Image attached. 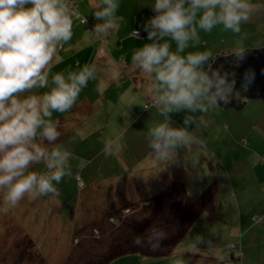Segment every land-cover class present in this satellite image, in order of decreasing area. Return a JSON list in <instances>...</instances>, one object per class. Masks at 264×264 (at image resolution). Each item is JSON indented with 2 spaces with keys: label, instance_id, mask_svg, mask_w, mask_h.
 <instances>
[{
  "label": "rangeland",
  "instance_id": "obj_1",
  "mask_svg": "<svg viewBox=\"0 0 264 264\" xmlns=\"http://www.w3.org/2000/svg\"><path fill=\"white\" fill-rule=\"evenodd\" d=\"M77 1L80 11L86 15V6L82 1ZM256 1L264 6V0ZM118 3L116 15L123 17L118 21L122 23L117 33L120 35L118 37L115 34L118 28L111 29L104 35L100 34V40L111 44L119 39L126 44L137 45L138 37L133 35V30L144 32L142 25L154 15L151 9L154 0H121ZM104 6L102 0L99 7L93 6L94 10H88L87 15H92L94 21V13ZM261 37L258 35L257 39ZM140 47L143 46L135 47L134 52ZM119 59L121 56L117 53L113 68L117 69ZM78 61V58L74 59L76 65ZM83 66L84 62L77 70L70 66L51 67L49 87L33 89L24 95H43L53 87L52 75L61 72L66 76L68 71L78 72ZM97 91L90 79L71 111L64 114L53 112L52 119L61 121L58 130L62 135L56 144L64 145L75 157L70 161L73 175L65 177L56 185L60 195L35 199L25 197L18 206L5 212L3 193H0V264H98L102 257L115 249H126L133 245L139 234L135 233L131 223L141 222L152 212L156 214L153 228L155 236L171 237L182 228L179 217L184 211L174 209L178 207L175 206L178 202L172 206L170 203L166 205L167 199L164 200L166 208L161 207L163 213L149 208L154 206L153 200L158 189L164 191L162 194L165 199L168 192L176 194V190L183 191L180 186L186 182L190 192L188 195L194 199L203 194L204 188L210 186L211 182L222 178V173L227 171L225 164L230 160L235 161L241 152V147L229 137L227 142L222 139V143L215 145L211 143L216 139L215 134L205 133V124L210 118L217 119L225 127L234 121L239 111H220L219 114L209 111L203 115L205 123L200 125L202 130H193L184 125V120L176 112L168 117L161 116L155 102L149 100L140 99V105L139 99L136 102L133 99L113 98L111 104H101L99 107L109 109V114L100 112L98 106L95 111L86 103L90 101L93 105ZM166 119L173 128L188 129L195 142L188 147L178 148L175 160L161 161L151 156L148 136L152 126ZM116 140L119 141L118 151L105 154V142ZM45 146L51 148L56 145L45 142ZM30 170L44 171L42 165H34ZM227 181L231 182L232 179ZM163 186L167 188L166 191L161 189ZM196 212H200L199 209ZM239 216L240 209L235 202V206L230 207L223 204L220 216L213 220H198L173 251L174 259L186 262L185 254L191 251L192 244L197 243L196 238L200 236L203 243H199L198 248L209 254L218 253L219 263L243 264L241 259H232L231 251L225 249L226 246L239 245L242 232L238 224ZM262 225L260 223L254 232L264 234ZM248 244L244 240L239 251L243 247L247 250ZM173 261L169 257L146 258L137 253L122 256L110 264H173Z\"/></svg>",
  "mask_w": 264,
  "mask_h": 264
},
{
  "label": "clouds",
  "instance_id": "obj_2",
  "mask_svg": "<svg viewBox=\"0 0 264 264\" xmlns=\"http://www.w3.org/2000/svg\"><path fill=\"white\" fill-rule=\"evenodd\" d=\"M103 5L94 13L95 20L102 21L92 29L97 37L118 28L123 19L116 15L118 0H103ZM262 7L251 0H154V15L142 25L152 42L137 49L131 60L144 73L155 74L158 84L150 94L161 116L187 112L184 125L199 127L205 121L197 113L223 110L221 105L241 99L236 81L229 80L227 73L206 69L213 58L211 51L182 53L200 44V31L210 33L222 26L224 31L240 34L242 24ZM77 15L72 0H0V193L5 212L25 197H58L56 185L73 175L70 161L75 157L64 145L56 144L62 135L61 121L52 116L73 109L82 89L95 79V68L85 65L66 76L56 73L51 77L53 87L43 95L24 94L49 87L51 67L61 62L59 50L72 40ZM133 34L139 33L133 30ZM171 42L176 44L175 51L170 50ZM246 52L243 46L232 50L236 66L245 60ZM254 79L255 74L246 71L241 88L247 90ZM45 142L56 146L46 147ZM194 142L185 128H173L167 119L149 130L148 146L157 160H175L178 148ZM118 149V140L105 142V154ZM34 165H42L44 171H31ZM161 239L162 235H154L146 242L157 251ZM196 240L191 251L203 243L200 236ZM133 243L144 246L145 241L137 237ZM173 264L186 262L175 259Z\"/></svg>",
  "mask_w": 264,
  "mask_h": 264
},
{
  "label": "crops",
  "instance_id": "obj_3",
  "mask_svg": "<svg viewBox=\"0 0 264 264\" xmlns=\"http://www.w3.org/2000/svg\"><path fill=\"white\" fill-rule=\"evenodd\" d=\"M74 1L77 3L78 10V15L75 17L78 19H74L72 40L66 43L62 50H59L62 60L60 63H53L52 67L59 65L68 68L70 66L73 70H77L84 62L85 65L95 68V79H91V81L98 89L97 96L93 101V105L90 101L86 103L94 108L95 111L96 107L98 106L99 108L101 104H104V106L111 104L113 98L120 100L129 99L130 101L133 99L136 102L139 99L140 105L144 100L154 101V94H150V89L158 84L155 80V74L144 73L139 67L134 66L131 60L135 47L152 42L148 41L147 37L143 38V36H147V33L142 32V37L136 38L137 45L126 44L125 41L119 39L111 44H106L105 40H100L102 36L93 35L81 21L84 18L88 19L93 28L95 24L102 23V21H93L92 15H87L88 10L92 12L94 10L93 6L99 7V3L102 0H79L86 6V15L80 11L78 1ZM118 1L121 2V0ZM251 2L259 5L256 0H251ZM118 24V31L115 34L119 37L120 34L118 35L117 33L120 31L122 23L118 22ZM241 28L242 31L238 35L231 31H224L222 26H217L210 33L200 31V44L196 47L190 45L182 55L211 51L213 56L212 63L217 57L231 55L232 50L237 46H243L246 50L264 47V7L256 12L248 23L242 24ZM258 35L263 37L257 39ZM165 40L170 42V38H165ZM170 50H176L175 42H171ZM117 53H120L121 59H119L120 64L115 69L113 67L114 62H117ZM75 58L80 60V62H77L78 65L74 63ZM244 101L246 103L239 110V115L232 123L226 124L224 127L222 123H218L217 119L210 118L205 124V133L207 135L215 134L216 139L211 141L212 144L219 145L222 143V139L227 142V137H229V139L234 141L235 145L241 147L239 149L241 152L235 161L230 160L225 164L227 166L226 173H222V178L218 177L216 181L211 182L210 186L204 188V193L194 199H191V196L188 195L190 192L186 187V182H182L180 189L183 187V191L178 190L177 196L169 198L170 201H167L166 205L170 203L169 205L172 206L175 202H178L175 205L178 207L174 209L181 211L200 210L195 222L188 231L189 233L196 226L198 220H203V218L213 220L220 216L223 204L230 207L235 206L236 202L240 209L238 224L242 231L239 235L238 247L243 246L244 240L249 244L247 246L248 249L245 250V247H243L241 252H232L230 250L232 259L235 261L241 259L243 264H264V234L254 232L260 223H263L262 229H264V100L261 98H249L244 99ZM103 109H100V112L110 113L109 109ZM222 109L213 111L218 114L220 111H238L235 107L225 109L222 107ZM178 114L184 120L185 116L190 113L182 111L178 112ZM240 118L242 119L239 120ZM209 123H211V126L208 127ZM192 129L202 130L200 126L192 127ZM243 142H246V144H243ZM220 155L221 157L223 156L221 152ZM228 179H232V181L228 182ZM148 183L151 184L150 181ZM164 187L161 189L166 191L167 188ZM158 190L155 197L164 192H161L160 189ZM164 208L166 207L164 206ZM167 209L170 208L167 207ZM254 218H257L258 221H255ZM225 249L227 248L225 247ZM189 254L196 255V258L193 260L189 259L187 257ZM138 255L147 258V256ZM168 257L175 260L173 252L164 258ZM218 257V253L212 252L209 254L202 248L185 254L186 264H221L218 262Z\"/></svg>",
  "mask_w": 264,
  "mask_h": 264
},
{
  "label": "trees",
  "instance_id": "obj_4",
  "mask_svg": "<svg viewBox=\"0 0 264 264\" xmlns=\"http://www.w3.org/2000/svg\"><path fill=\"white\" fill-rule=\"evenodd\" d=\"M211 63V60L209 61L208 65H206V69L208 70L209 64ZM173 187V186H172ZM170 190V189H168ZM168 192V191H167ZM179 191L176 190L175 193H178ZM168 196L164 199V194L161 196H157L154 198V206H150L149 208L152 209H157L161 213H163V206H164V200L174 196H177L174 194V192H168ZM173 196V197H174ZM150 205V203H149ZM163 209H162V208ZM200 211V210H199ZM151 215L145 217L142 219L140 222L136 223H131L133 225V230L135 233L140 237L143 241H145L144 246H136V245H131L130 247H127L126 249H115L112 253H109L108 255L102 257L99 260L98 264H110L116 259L129 255V254H141L147 257H153V258H162V257H167L172 254V252L175 250V248L181 243V241L185 238L187 235L188 231L192 227L193 223L195 222L198 212L188 210L184 211L182 215H180L179 219L180 222L179 224L182 226V228L174 235L168 238H163L159 241L160 243V248L157 251H153L151 247L147 244V239L150 237H153L156 233V231L153 229L155 227L154 225V219H155V212L150 213ZM189 259H194L196 258V255L194 254H189L187 255Z\"/></svg>",
  "mask_w": 264,
  "mask_h": 264
},
{
  "label": "water",
  "instance_id": "obj_5",
  "mask_svg": "<svg viewBox=\"0 0 264 264\" xmlns=\"http://www.w3.org/2000/svg\"><path fill=\"white\" fill-rule=\"evenodd\" d=\"M221 71L222 74L227 73L229 80L236 81L237 92H240L241 99H232L227 106L221 105L224 109L235 107L238 111L244 106L249 98H261L264 100V47L247 49L246 58L239 66L235 64V58L231 54L229 56H220L212 61L208 71ZM255 74L253 83L248 86L247 90L241 88L243 76L246 71Z\"/></svg>",
  "mask_w": 264,
  "mask_h": 264
},
{
  "label": "built area",
  "instance_id": "obj_6",
  "mask_svg": "<svg viewBox=\"0 0 264 264\" xmlns=\"http://www.w3.org/2000/svg\"><path fill=\"white\" fill-rule=\"evenodd\" d=\"M72 3L77 6V3L74 0H72ZM81 21H82L83 24H85L87 26V30L92 32L93 27L91 26L89 20L84 18ZM138 33H139L138 35H134V34L133 35L138 37V38H141L142 37L141 32L138 31ZM254 219H255V221H258L257 218H254ZM226 248H227V250H231L233 252H238L239 251L238 245H230V246H226Z\"/></svg>",
  "mask_w": 264,
  "mask_h": 264
}]
</instances>
